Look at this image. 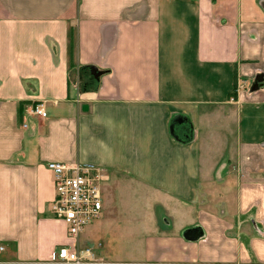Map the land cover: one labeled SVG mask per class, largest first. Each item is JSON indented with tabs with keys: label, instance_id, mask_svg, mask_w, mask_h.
Returning a JSON list of instances; mask_svg holds the SVG:
<instances>
[{
	"label": "crops",
	"instance_id": "crops-1",
	"mask_svg": "<svg viewBox=\"0 0 264 264\" xmlns=\"http://www.w3.org/2000/svg\"><path fill=\"white\" fill-rule=\"evenodd\" d=\"M49 162L103 169L85 264H264V0H0V264L76 243Z\"/></svg>",
	"mask_w": 264,
	"mask_h": 264
},
{
	"label": "built area",
	"instance_id": "built-area-1",
	"mask_svg": "<svg viewBox=\"0 0 264 264\" xmlns=\"http://www.w3.org/2000/svg\"><path fill=\"white\" fill-rule=\"evenodd\" d=\"M31 114L46 118L45 105L39 103L34 106ZM47 168L53 174L55 187L51 212L54 218L65 223L67 236L76 242L55 250L51 261L63 264L88 263L93 259V249L80 248L77 241L85 227L100 217L103 206L100 186L105 178L103 169L95 164L80 162H49Z\"/></svg>",
	"mask_w": 264,
	"mask_h": 264
},
{
	"label": "trees",
	"instance_id": "trees-1",
	"mask_svg": "<svg viewBox=\"0 0 264 264\" xmlns=\"http://www.w3.org/2000/svg\"><path fill=\"white\" fill-rule=\"evenodd\" d=\"M74 47V31L70 33V48H71V51Z\"/></svg>",
	"mask_w": 264,
	"mask_h": 264
}]
</instances>
